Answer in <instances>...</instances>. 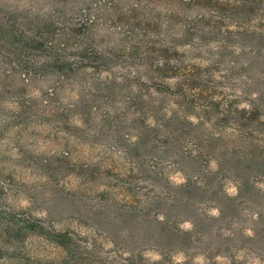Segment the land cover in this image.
<instances>
[{
  "label": "rangeland",
  "instance_id": "obj_1",
  "mask_svg": "<svg viewBox=\"0 0 264 264\" xmlns=\"http://www.w3.org/2000/svg\"><path fill=\"white\" fill-rule=\"evenodd\" d=\"M5 24L39 42L0 34V264H263L264 243L245 236H264V42L250 36L264 35V0H0ZM162 119L222 128L204 131L210 147L180 127L166 142L152 134ZM233 151L244 173L221 168ZM190 167L195 187L218 189L199 213L227 240L137 241ZM29 218L77 242L61 248Z\"/></svg>",
  "mask_w": 264,
  "mask_h": 264
},
{
  "label": "trees",
  "instance_id": "obj_2",
  "mask_svg": "<svg viewBox=\"0 0 264 264\" xmlns=\"http://www.w3.org/2000/svg\"><path fill=\"white\" fill-rule=\"evenodd\" d=\"M251 7L252 5H248V8ZM7 26L8 25L6 24L2 25V28L0 29V34L4 36V38L9 36V40L8 37L7 39H5L7 43H9L12 46H16L19 50L26 48L24 46L25 43H29L32 45L35 44L36 42H39V37H38L39 35L31 34L28 36L25 35L26 31H21V30L17 31L15 28L7 27ZM209 28L210 30H208V32L214 33L217 30L218 26L215 23L212 27ZM219 30L220 29H218L217 31ZM243 34L245 33L243 32ZM250 36H254L256 38V41L259 40L260 42H264L263 34L254 33ZM79 48L82 53L86 51V47H83L82 45H80ZM148 112H151L155 116L157 113L155 109H152V105L148 106ZM193 125H191L190 122L184 123L183 120L179 124L178 121L176 120L174 121L170 119H162L159 123H157L158 127L155 126L154 128H152L154 129V131L152 130V134H157L159 139L160 138L165 139V141L167 142L168 139L171 140L179 139L181 137L180 133H182L183 130L186 132L189 131L190 133L189 136L193 135L195 139H199L202 136H205L204 131L213 132V129L218 131V134L220 135L221 132L219 131V129L222 128L220 126L218 127V125H215L213 123L210 124L207 123V125H203V122H197ZM179 127L181 128L180 133H178ZM213 136L214 135H212L211 137L205 136L204 140L205 142L207 141L206 146L207 143L209 144L208 147L212 145L213 139L215 138ZM157 143L158 141L155 142L154 145L155 144L157 145ZM151 144L153 143L152 142L146 143V148L147 145L150 146ZM168 144L169 143L162 144L161 148L164 151H168L170 149ZM232 153L234 155H232L231 153L228 154L222 153L221 155H216L219 159V162L221 163V165L220 164L219 165L221 166V168H224V166L225 167L230 166L232 168L231 172H237V173L239 172L241 174L240 172L241 170L244 173L242 169H247L248 167L245 165L243 166L242 165L243 163L238 161L236 151H233ZM222 155H228L229 157L227 160L224 161V157ZM190 168L191 169H187L188 172L187 175L191 178H189L187 184L180 186V187H184V189H181L180 187H176L174 192L172 193L170 192L169 196L166 197L167 203L165 204L166 205L165 211H163L164 216L162 217V222H159L157 225H148L145 229H143L144 231L139 234L141 237H139L137 241L141 243L144 241L152 242L155 244V246L159 247L160 250H163L162 248L172 245L182 249L184 248V246L191 243L192 241H197V238L201 239V241L205 239L209 244L208 247L211 248H214V246L220 245L223 243V241L227 240V238H225L223 234L218 233L217 230H215L216 228H211L212 223L210 220L205 221L204 219L201 218L200 216L201 214L199 213V206L201 205V203H199V199L201 197L206 196L207 193H209V190L213 191V194L216 195L218 193V189H215V187L210 182H208L206 178H205V180H207V185H205L206 189H200L199 187H195L193 185L194 181L191 179L192 177H197V176L193 175L195 169H192V167ZM206 176L208 178V174H206ZM242 180L243 181L241 180L236 181L237 189L239 193H241L242 186H246V184H248L247 179H242ZM219 197L223 200L221 201V203H217L216 205L220 217L223 218L224 220L227 219V222L233 221L234 220L233 218L235 217L236 214V208H235L236 204H234V198L221 194L219 195ZM248 204L250 208L252 207V209L258 208L256 205L257 203L255 202L252 203L251 201H249ZM176 217L188 218L189 220H191L193 231L190 233L181 232L174 226L173 223L170 224L169 222H171V220L173 218L175 219ZM229 219L231 221H229ZM27 221L31 230L39 231L40 233L44 234L47 239H49L51 242L55 243L61 248L68 249L70 244H75L77 242L76 239H74L73 236L67 232L47 231V229L44 226L37 225L36 221L32 219L29 218V220ZM253 230L254 231L251 236H245V237H247V239L249 240L255 241L257 245L264 243V236L261 235L258 231H256L255 228ZM127 238L132 239L130 236H127ZM166 251L167 250H165L164 252ZM245 262L247 261H239L238 259L232 256L229 264H245ZM205 264H217V263L212 260Z\"/></svg>",
  "mask_w": 264,
  "mask_h": 264
}]
</instances>
